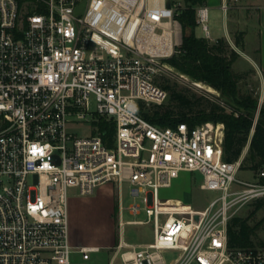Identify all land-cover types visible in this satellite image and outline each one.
Here are the masks:
<instances>
[{
	"label": "built area",
	"instance_id": "obj_1",
	"mask_svg": "<svg viewBox=\"0 0 264 264\" xmlns=\"http://www.w3.org/2000/svg\"><path fill=\"white\" fill-rule=\"evenodd\" d=\"M183 6L0 0V264H71L75 251L84 259L100 251L71 243L69 198L72 189L90 196L107 183L120 200L126 187L140 200L127 207L130 214H146L124 220L121 204L109 264H264V245L231 247L228 232L244 204L264 198V168L253 180L239 177L250 170H242L243 156L225 159L222 122L164 127L142 113L143 104L169 97L157 78L182 44L176 17ZM206 12L198 10V22L209 31ZM78 122L89 125L88 135L69 130ZM184 171L202 173L200 188L221 196L202 209L162 198ZM146 224L151 242L126 240L127 225ZM168 251L178 256L168 261Z\"/></svg>",
	"mask_w": 264,
	"mask_h": 264
},
{
	"label": "trees",
	"instance_id": "obj_2",
	"mask_svg": "<svg viewBox=\"0 0 264 264\" xmlns=\"http://www.w3.org/2000/svg\"><path fill=\"white\" fill-rule=\"evenodd\" d=\"M177 20L182 27V44L171 57L164 61L193 80L204 82L221 95L209 107L199 106L190 94L178 90L168 81L157 78L158 83L169 92L163 104L142 105L143 116L160 126H176L186 122L190 127L212 121L225 124V159L235 161L243 156L242 170L258 172L264 168V105L261 106L257 122H254L259 105L258 97L243 91L240 80L243 75L233 64L239 57L224 39L211 43L206 37L197 36V8L205 0H184ZM102 129L114 132V124L101 121ZM260 207L264 198L255 200ZM259 224H251L248 218L234 216L229 223L231 247L264 245L256 242Z\"/></svg>",
	"mask_w": 264,
	"mask_h": 264
},
{
	"label": "rangeland",
	"instance_id": "obj_3",
	"mask_svg": "<svg viewBox=\"0 0 264 264\" xmlns=\"http://www.w3.org/2000/svg\"><path fill=\"white\" fill-rule=\"evenodd\" d=\"M181 1L185 4L184 0ZM201 30V27H197L196 33L201 35ZM250 32L253 38L249 40V44L245 48L242 47L245 52L239 55L233 67L243 75V78L240 80L242 90L251 92L254 96L258 97L259 104L261 103V106H263L264 74L258 70V61L255 63L252 60L253 58L246 56L249 50L257 46L254 29ZM164 63L167 64V67H165L163 74L160 76L161 80H166L178 90L190 94L192 99L198 102L199 106L209 107L215 102V99L220 97V91L214 87L204 82V86L200 87L197 85L199 81H195L190 76L181 73L165 61ZM69 130L80 136H84L89 134L90 127L85 122H78L70 124ZM246 151L247 149L244 151L243 157ZM255 176L256 172L254 171L241 172L239 175L244 180H253ZM203 179L202 173L198 171L181 172L180 176L174 179L170 187L161 189L162 198L182 200L185 203L192 204L197 209L205 208L212 200L221 196L222 192L216 189H201L200 184L203 182ZM105 187H110V185L101 186L100 189ZM111 195L108 188L104 189L102 195L99 194L98 189L93 195L84 196V199L77 200L76 198H82V196L78 195L76 190H71L70 202L72 206L70 219H72V225L75 222L74 230L72 227V240L76 233L77 236L74 239H78V243L99 245L101 247L100 251L90 253L89 259H84L80 252L75 251L71 257V264H109L114 253V249L111 246L115 245L120 239V211L118 210V206H121V204L124 208L122 213L124 220L146 218L145 212L135 216L128 211L127 207L130 204L140 200H135L130 195L127 187L123 191L122 200H118V189H116L115 193L116 200H111ZM234 216L248 218L249 222L253 225L259 224L258 235L255 240L256 242H264V203L258 207L256 202H248ZM124 234L126 240L133 243H148L154 238L153 227L150 224L127 225ZM165 256L168 261H172L178 256V252L168 251L165 253ZM116 264H119V262H116Z\"/></svg>",
	"mask_w": 264,
	"mask_h": 264
},
{
	"label": "crops",
	"instance_id": "obj_4",
	"mask_svg": "<svg viewBox=\"0 0 264 264\" xmlns=\"http://www.w3.org/2000/svg\"><path fill=\"white\" fill-rule=\"evenodd\" d=\"M224 5L228 8L225 9ZM200 8L207 9L208 25L209 31H205L202 24L198 22V10ZM197 22L198 26L202 28V34L197 36L206 37L211 43H216L218 39H224L227 44H229L233 49H235L238 54L244 53L242 49L249 44V40H252L253 36L250 31L254 29L257 46L249 50L246 53L248 58H253L252 60L256 63L258 61V70L264 74V0H205L202 5L197 8ZM197 29V28H196ZM176 31L179 36V41L182 42V27L176 26ZM196 32V30H195ZM104 185H110V187L101 188ZM101 185L97 188L99 189V194L102 195L104 189L108 188L111 195V200H116L115 193L116 187L113 183H107ZM96 190V191H97ZM82 198H76L77 200H82ZM120 200V195L118 197ZM71 202L69 198V225H70V238L71 243L74 246H99L91 244L78 243V239H74L77 235L74 234L73 240L71 237L72 227L74 230V224L71 223L70 210ZM120 206L118 210L120 211ZM72 225V226H71ZM146 243V242H144Z\"/></svg>",
	"mask_w": 264,
	"mask_h": 264
},
{
	"label": "bare ground",
	"instance_id": "obj_5",
	"mask_svg": "<svg viewBox=\"0 0 264 264\" xmlns=\"http://www.w3.org/2000/svg\"><path fill=\"white\" fill-rule=\"evenodd\" d=\"M161 40H162V42H165L166 43L168 52H170V50H171V42H170L171 41V37H170V33L169 32H166L164 34V36L161 38ZM197 85L200 86V87H203L204 86L203 82H199V83H197ZM221 136H222V133L219 132V137H221Z\"/></svg>",
	"mask_w": 264,
	"mask_h": 264
}]
</instances>
